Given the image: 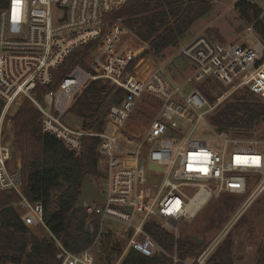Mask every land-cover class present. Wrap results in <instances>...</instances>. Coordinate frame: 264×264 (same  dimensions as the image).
I'll return each instance as SVG.
<instances>
[{"label": "built area", "instance_id": "1", "mask_svg": "<svg viewBox=\"0 0 264 264\" xmlns=\"http://www.w3.org/2000/svg\"><path fill=\"white\" fill-rule=\"evenodd\" d=\"M132 1L0 0V190L20 197L17 207L26 227L45 226L43 203L29 201L21 177L8 169L14 132L7 123L25 103L32 104L40 114L43 133L68 151L79 155L85 137L100 139L103 178L93 184L106 204L84 206L87 229L94 231V220L102 229L113 223L126 239L124 256L133 250L154 258L164 250L146 233L148 224L155 222L173 233L183 221L195 219L213 198L248 194L219 243L264 193L262 143L218 132L209 122L217 106L237 91H248L264 102V33L256 30L264 18V0H232L236 6L249 3L262 12L257 22L247 25L242 41L198 37L178 48L176 57L191 65L183 82L169 74L166 64L141 74H137L140 68L131 66L142 56L132 48L126 18L118 13ZM82 49L77 62L64 70ZM212 80L230 91L215 107L195 88ZM96 82L123 93L119 103L108 107L99 133L69 121L78 97ZM143 104L155 118L143 134L127 132ZM201 127L213 134L210 141L196 138ZM237 157L247 163L238 164ZM255 157L259 166L251 164ZM51 236L60 250V264H97L91 249L73 253ZM207 253L195 264H203Z\"/></svg>", "mask_w": 264, "mask_h": 264}, {"label": "trees", "instance_id": "2", "mask_svg": "<svg viewBox=\"0 0 264 264\" xmlns=\"http://www.w3.org/2000/svg\"><path fill=\"white\" fill-rule=\"evenodd\" d=\"M210 9L209 2L204 0H133L127 4L118 15L127 18L129 27L141 21L139 37L151 48L144 56L133 61L131 66L140 68L137 74L148 72L149 65L153 63L147 58L150 54L160 57L167 49L178 47L192 26ZM235 9L246 25L257 22L262 15L258 8L249 3H239ZM256 30L260 35L264 33V18L257 24ZM82 53L83 49L78 50L64 70L74 65ZM200 90L210 99L203 87ZM122 96L123 93L117 92L111 85L96 82L83 91L73 108H76L85 130L99 133L105 126L107 107L119 103ZM2 109L0 100V115ZM40 119L39 112L29 103H25L13 119L19 151L24 152L20 161L23 194L31 202L43 203L44 223L49 233L70 252L81 253L94 243L100 232V223L94 220L96 228L94 226L93 233H90L87 229L88 215L84 209L76 208L86 176L93 180L103 178L99 170L100 139L85 137L78 155L68 151L55 137L44 134ZM209 122L218 132L233 133L237 137L252 135L255 128L264 122V102L245 91L219 108L210 116ZM19 201L16 193L0 190V264H60L57 259L60 250L52 236L39 239L24 225L17 207ZM145 229L167 252L174 247L175 243H171L174 236L155 222ZM107 237L108 243L103 245L105 261L106 264H113L121 256L122 250L119 245L111 244V235ZM176 246L178 256L183 258H196L203 248L189 234L180 238ZM231 249L232 243L227 241L213 254L210 264H234ZM121 264L174 262L164 254L147 258L130 250ZM255 264H264V248Z\"/></svg>", "mask_w": 264, "mask_h": 264}, {"label": "rangeland", "instance_id": "3", "mask_svg": "<svg viewBox=\"0 0 264 264\" xmlns=\"http://www.w3.org/2000/svg\"><path fill=\"white\" fill-rule=\"evenodd\" d=\"M209 4L211 7L209 13L192 26L190 31L180 41L178 47L167 49L160 57H156L154 54H150L147 57L153 61V63L149 65L147 71H151L158 64H166L169 74L183 82L190 73L189 69H191V65L183 59L176 57L180 46L188 44L198 37H207L213 42L230 43L242 41L247 25L241 20L235 9L236 5L234 2L232 0H218L217 2H209ZM127 27L129 29L128 37L132 40V48L137 54H140V57L144 56V54L151 50V48L139 37V31L142 30L141 21L134 22L132 27H129L128 25ZM201 87L209 93L210 99H208L200 90ZM195 88L204 95L213 107L220 103L222 97H225L230 93L227 88L221 86L215 80L198 83L195 85ZM189 89H191V87H189ZM244 92V90H240L230 95L222 102V104L217 106L215 111L209 115V118L219 108L232 102L236 97L243 95ZM154 118L155 113H153V111L145 104L141 105L140 109L130 120L127 132L131 129L135 134H143V131L147 130V126ZM69 121L75 127H84L83 121H81L76 112V108L71 110ZM9 126H12L14 137H12L13 154L11 156V161L8 163V169L11 173H17L21 177L23 185V168L20 161H22L24 152L22 151L21 153L19 151L15 123L13 121L10 123L9 121L7 127ZM210 136L213 137V134L205 127L199 128L196 133V138L201 141H210ZM246 138L248 140L261 142V149L264 150V122H261L255 128L252 135H248ZM99 170L100 172H103L102 167H99ZM152 175L153 174L148 173V177H152ZM92 181L94 180L92 179ZM248 197L249 195L247 194L245 196L222 195L219 198H213L195 219L183 221L178 229L171 233L174 236L171 243H175V245L171 248L170 252H167L162 248L164 252L161 254L171 258L174 264H195L201 256L208 252L205 255L203 264H210L213 254L216 253L219 248L224 246L227 241H230L232 243L231 256L234 264H255L264 248V193L250 204L238 222L227 231L219 243L217 242L225 228L229 225L231 219L238 211H240ZM217 209L218 211H216ZM93 225L95 226L94 223ZM30 229L39 239H47L51 235L45 226L33 227ZM89 232L93 233L92 231ZM188 234L193 238L203 241L202 244H198L203 246V248L201 254L196 258H183L179 257L177 254L176 245L178 240L184 238ZM108 235H111L113 238L111 244L119 245L122 250L121 256L118 259H115L113 264H121L126 256H124L126 239L121 236V228L114 227L113 223H106V226H104L103 229L100 225V232L94 243L88 249L92 250L97 264H106V255L104 253L103 245L108 243Z\"/></svg>", "mask_w": 264, "mask_h": 264}, {"label": "water", "instance_id": "4", "mask_svg": "<svg viewBox=\"0 0 264 264\" xmlns=\"http://www.w3.org/2000/svg\"><path fill=\"white\" fill-rule=\"evenodd\" d=\"M151 169H154L155 167L153 165L150 166ZM89 204H98L104 206L106 204V201L102 194L96 189V187L93 184V181L90 176H86V178L83 181L81 194L78 198L76 208L77 209H83L85 205ZM128 213H131L130 209H127ZM193 240L197 244H202V240H198L196 238H193Z\"/></svg>", "mask_w": 264, "mask_h": 264}, {"label": "snow or ice", "instance_id": "5", "mask_svg": "<svg viewBox=\"0 0 264 264\" xmlns=\"http://www.w3.org/2000/svg\"><path fill=\"white\" fill-rule=\"evenodd\" d=\"M237 160V163H247V161H245L243 158L241 157H237L236 158ZM251 164L255 165V166H259V158L258 157H255V158H252L251 160ZM201 171H205V169H201Z\"/></svg>", "mask_w": 264, "mask_h": 264}, {"label": "crops", "instance_id": "6", "mask_svg": "<svg viewBox=\"0 0 264 264\" xmlns=\"http://www.w3.org/2000/svg\"><path fill=\"white\" fill-rule=\"evenodd\" d=\"M190 70V69H189Z\"/></svg>", "mask_w": 264, "mask_h": 264}]
</instances>
